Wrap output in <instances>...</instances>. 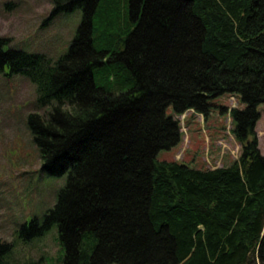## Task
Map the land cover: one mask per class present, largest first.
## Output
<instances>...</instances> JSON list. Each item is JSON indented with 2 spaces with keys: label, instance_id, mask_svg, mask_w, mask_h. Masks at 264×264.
<instances>
[{
  "label": "trees",
  "instance_id": "obj_1",
  "mask_svg": "<svg viewBox=\"0 0 264 264\" xmlns=\"http://www.w3.org/2000/svg\"><path fill=\"white\" fill-rule=\"evenodd\" d=\"M52 5L50 17L82 11L67 50L54 59L0 37V73L35 85L44 111L26 126L40 171L65 181L41 217L0 240V264H18L16 244L53 229L58 264H264V156L253 130L264 102V0ZM224 93L243 104L231 111L236 160L200 169L155 159L179 138L168 106L205 114Z\"/></svg>",
  "mask_w": 264,
  "mask_h": 264
},
{
  "label": "rangeland",
  "instance_id": "obj_2",
  "mask_svg": "<svg viewBox=\"0 0 264 264\" xmlns=\"http://www.w3.org/2000/svg\"><path fill=\"white\" fill-rule=\"evenodd\" d=\"M52 6V0H0V37L10 40L7 46L41 52L55 59L67 50L82 11L77 8L50 17ZM7 73V68L0 73V240L10 241L21 222L41 217L54 204L65 175L56 177L40 171L41 159L26 118L30 112L42 113L44 108L38 107L32 82ZM209 104L205 114L189 109L176 116L180 141L159 150L157 160H178L200 169L227 166L236 160L241 148L232 133L230 112L243 104L237 95L229 93L210 98ZM257 110L259 119L253 130L264 156V103ZM166 113L173 114L171 106ZM30 242L16 244L12 254L16 263L40 259V264H58L60 247L54 229Z\"/></svg>",
  "mask_w": 264,
  "mask_h": 264
},
{
  "label": "bare ground",
  "instance_id": "obj_3",
  "mask_svg": "<svg viewBox=\"0 0 264 264\" xmlns=\"http://www.w3.org/2000/svg\"><path fill=\"white\" fill-rule=\"evenodd\" d=\"M224 94H225V93H224ZM231 95H232V94H231ZM263 103H264V102H263ZM209 106H210V105H209ZM189 109H195V108H189ZM189 109H187V110H189ZM232 109H233V108H231V111H232ZM187 110H185V111H187ZM185 111H184V112H185ZM184 112H183V113H184ZM258 112H259V111H258ZM183 113H181V114H183ZM181 114H175V113H173L172 116H174L175 119H177L176 116H177V115H181ZM230 114H231V112H230ZM231 118H232V115H231ZM258 119H259V118H258ZM258 119H257V120H258ZM177 120H178V119H177ZM257 120H256V122H257ZM256 122H255V123H256ZM232 123H233V119H232ZM233 127H234V124H233ZM253 128H254V127H253ZM232 130H233V128H232ZM232 133H233V132H232ZM180 135H181V134H180V131H179V138H178V140H177V142H176L175 144L170 145V146L167 147V148H161V149H169L170 147H172V146L176 145L177 143H179V141H180ZM255 135H256V134H255ZM256 138H257V136H256ZM238 143H239V142H238ZM239 144H240V143H239ZM257 144H258V139H257ZM240 148L242 149L241 144H240ZM161 149H159V150H161ZM159 150H158V151H159ZM259 150H260V149H259ZM158 151H157V153H158ZM157 153H156V155H157ZM260 153H261V151H260ZM240 154H241V152H240ZM240 154H239V156H240ZM239 156H238V157H239ZM238 157H237V158H238ZM237 158H236V159H237ZM155 159H156V156H155ZM156 160H157V159H156ZM158 161H167V160H158ZM172 161H175V162L181 163V162H179L178 160H171V161H168V162H172ZM181 164L187 165V166H189V167H193V166H190V165L185 164V163H181ZM227 166H228V165H227ZM212 169H213V168H212Z\"/></svg>",
  "mask_w": 264,
  "mask_h": 264
}]
</instances>
